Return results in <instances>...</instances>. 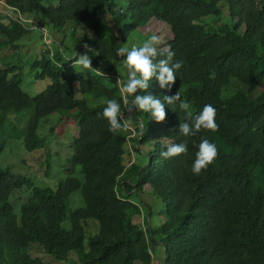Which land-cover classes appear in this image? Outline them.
Listing matches in <instances>:
<instances>
[{
	"label": "trees",
	"instance_id": "1",
	"mask_svg": "<svg viewBox=\"0 0 264 264\" xmlns=\"http://www.w3.org/2000/svg\"><path fill=\"white\" fill-rule=\"evenodd\" d=\"M53 1L0 0L7 9L0 12V51L17 47L39 28L31 27L32 22L44 29L42 20L57 32L71 24L76 44L69 57L61 43L47 39L55 47L52 55L46 50L31 66L51 83L34 97L23 91L19 68L0 69V157L12 139L23 140L29 152L44 149L48 141L39 135L41 122L56 114L74 116L79 134L70 166L81 168L84 181L70 174L55 189L41 188L0 167V264H55L44 255L79 264H154L156 245L164 248L163 264H264V94L252 98L243 91L264 82V0H232L245 37L219 26L220 18L217 30L206 28V19H212L223 0H126V17L111 0H58L55 6ZM152 20L169 25L172 62L182 61L183 66L175 70L171 91L153 79L137 94L163 100L180 90L193 116L211 104L217 113L216 132L201 131L187 138L179 134L180 123L189 122L179 101L165 103L162 123L138 111L128 119L125 102L133 97L121 94L116 79L107 84L122 59L117 48ZM83 26L89 35L78 34ZM85 44L93 48L88 55L96 71L66 73L76 54L84 53ZM77 82L84 94L116 99L125 111L126 127L110 132L102 117L107 104L91 107L77 99L73 88ZM236 82L242 88L224 99L226 89ZM25 111L30 117L22 128L17 120L19 128L10 115ZM201 138L217 146L218 157L197 176L191 167ZM185 140L186 155L161 157L169 143ZM136 152L146 158L139 167L131 160ZM116 160L121 161L118 166ZM134 171L135 180L129 184L127 176ZM145 187L166 209L162 225L155 229L148 217L150 208L133 200ZM25 189L32 197L16 214L11 200ZM77 191L83 205L72 212L70 199ZM52 213L65 226L67 245L54 228ZM142 215L143 222H135ZM92 221L99 232L86 247V225Z\"/></svg>",
	"mask_w": 264,
	"mask_h": 264
},
{
	"label": "rangeland",
	"instance_id": "2",
	"mask_svg": "<svg viewBox=\"0 0 264 264\" xmlns=\"http://www.w3.org/2000/svg\"><path fill=\"white\" fill-rule=\"evenodd\" d=\"M111 1L116 4L117 11L121 13L123 17H126V0ZM57 3L58 0H54L51 5L55 6ZM49 4L50 3L48 1H45L46 6ZM219 9L220 10L214 11L211 20L209 18L206 19V21L209 22V25L207 23L205 24L206 28L209 31L217 30L218 19L220 18L221 23L219 26H229L230 28H233L238 35L245 37V27L237 20L238 9L234 4H232V0H223L219 5ZM6 11L7 9L4 2H0V12L5 13ZM23 21L26 22L25 20ZM42 23L44 29L40 25H37V22H32L31 27H39L41 29L35 28L31 35L16 43L17 47L8 46L0 51V69H4L8 65L19 68L20 76L23 79L22 89L31 97L44 92L51 83L50 79L40 77L42 74L41 70L34 69L31 66L33 61L37 57H41L46 50H50V55H52V51H54L55 47L53 46L52 41L49 43L47 42V39H56L58 43H61L64 46V51H66L65 53H67V56L69 57H71L73 51L76 49L75 41L71 37V24L68 25L62 32H57L45 21L42 20ZM77 31L80 35L90 34L89 29L84 26L78 28ZM152 35H157L159 38V43L156 45L158 49L169 48V43L172 41V32L170 27L168 24L156 20H152L147 25L139 28L125 43H121L120 46H126L129 50L134 45L137 47L142 46V44ZM85 70L86 69H83L82 67L74 68L71 66L66 69V73H77ZM116 70L118 73H115L112 78L107 81V84H112L114 82L113 79H116V81H120L122 86L127 81V70L123 67L121 60L116 65ZM76 84L77 83L74 84L73 88L77 99L86 100L91 107L107 104L108 100L106 98L91 94H84L79 85L76 86ZM234 84L238 85L232 84L230 86L231 88H227L223 94L224 99L229 98V96L238 92L239 89L242 88L239 86L241 84L237 82ZM243 91H245L248 96L251 95L252 98H256L264 94V82L255 88L244 87ZM30 114V111H25L19 114L11 113L10 119H12L16 125L20 122V127L22 128L25 126ZM17 120H19V122H17ZM78 134L79 128L76 117H60V115L57 114L53 115L47 120L44 119L41 122V127L39 129V135L48 141V145L44 149L29 152L26 149L23 140H9L0 157V167L12 174L24 176L35 187H49L55 189L57 184L61 180L66 179L70 174L83 182L84 177L81 173V168L77 167L72 170V167L70 166L74 153L72 147L74 145V140L78 137ZM130 149L132 150V148ZM131 160L132 163L136 162L137 167L146 163V158L142 152L134 153ZM120 163V160H116L115 165L118 166ZM134 175L135 171L128 174L127 180L129 184L134 182ZM133 185H135V183H133ZM22 193V195H17L11 200L16 214H20V207L27 203L32 197V192L28 189H25ZM133 200L139 204H141V202L146 204V208L141 204L145 209H148L147 207L150 208V210H148V217H150V223L154 229L162 225L166 209L163 202L156 195H154L148 187L144 188V191L140 196L134 194ZM70 205L72 212L83 205V199L80 191L73 193L70 199ZM143 215L146 219V213H143ZM143 215L137 217L135 222L142 223L144 219ZM52 221L59 238L65 245H67L63 233L65 227L64 224L59 220L55 213H52ZM98 232V223L92 221L86 225V247H88L89 238L96 235ZM153 253L154 264H163L165 255L164 248L161 245H156ZM43 257L48 262L55 264H79L78 262L58 260L48 255H44Z\"/></svg>",
	"mask_w": 264,
	"mask_h": 264
},
{
	"label": "clouds",
	"instance_id": "3",
	"mask_svg": "<svg viewBox=\"0 0 264 264\" xmlns=\"http://www.w3.org/2000/svg\"><path fill=\"white\" fill-rule=\"evenodd\" d=\"M159 43L157 35H152L142 46H133L130 50L126 46L117 48L116 55L121 57V63L127 70V81L120 86V81L117 85L120 86L122 95L127 94L133 97L132 101L125 102L126 111L131 118L133 112L149 113L153 120L157 123H162L166 120L165 103L171 105L179 101V107L185 112L187 121L180 123L179 134L184 137H192L201 131L216 132L219 125L216 122V109L211 104H206L199 114L193 116L192 106L189 102L181 99L180 90L172 96H164L163 100L148 95H138V90H147L150 86V81L153 79L159 81L161 89L167 88L171 91V85L176 81L175 70L183 66L182 61L173 63L175 53L170 48L158 49L156 45ZM84 53H77L73 59V67H82L86 70L96 71L92 68V58L88 52L93 48L85 44ZM158 56H165V59H157ZM79 82H77L76 86ZM102 117L106 119L110 125L109 131L118 133L122 127H126L125 111L121 110V105L116 99L107 101V106L103 109ZM198 151L195 155V160L191 167V172L194 175H201L203 171L212 165L218 157L217 146L210 142L207 138H201L197 145ZM188 153L187 140L181 143H169L166 151L160 153L164 159H171L186 155Z\"/></svg>",
	"mask_w": 264,
	"mask_h": 264
}]
</instances>
